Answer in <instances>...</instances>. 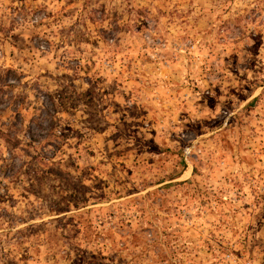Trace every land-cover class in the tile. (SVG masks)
I'll return each instance as SVG.
<instances>
[{"label": "rangeland", "instance_id": "1", "mask_svg": "<svg viewBox=\"0 0 264 264\" xmlns=\"http://www.w3.org/2000/svg\"><path fill=\"white\" fill-rule=\"evenodd\" d=\"M0 79V264H264V0H0Z\"/></svg>", "mask_w": 264, "mask_h": 264}, {"label": "trees", "instance_id": "2", "mask_svg": "<svg viewBox=\"0 0 264 264\" xmlns=\"http://www.w3.org/2000/svg\"><path fill=\"white\" fill-rule=\"evenodd\" d=\"M6 73H7V74H8V73H11V71L8 70ZM0 81H1L0 83L3 84V81H2L1 79H0ZM51 129H52V128H50L49 131H47V132H50ZM52 131H53V129H52ZM3 136H4L5 143L7 144V146L10 147L11 150H12V149H15V148H17V147L19 146V142H18V140L12 138L11 136H9V135H7V134H5V133L3 134Z\"/></svg>", "mask_w": 264, "mask_h": 264}]
</instances>
